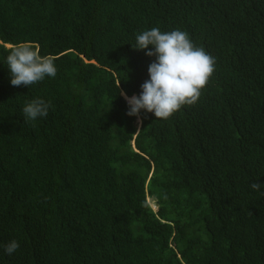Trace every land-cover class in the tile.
I'll return each mask as SVG.
<instances>
[{"label": "trees", "instance_id": "16d2710c", "mask_svg": "<svg viewBox=\"0 0 264 264\" xmlns=\"http://www.w3.org/2000/svg\"><path fill=\"white\" fill-rule=\"evenodd\" d=\"M153 27L216 67L198 103L138 126L119 93L149 79L132 46ZM21 42L55 78L11 85ZM0 264H264V0H0Z\"/></svg>", "mask_w": 264, "mask_h": 264}, {"label": "clouds", "instance_id": "9594fccd", "mask_svg": "<svg viewBox=\"0 0 264 264\" xmlns=\"http://www.w3.org/2000/svg\"><path fill=\"white\" fill-rule=\"evenodd\" d=\"M152 50L145 54L155 57L148 66L147 79L141 85V93L128 97L123 95L129 111L127 115L139 120L141 110L153 113L157 119H169L185 106L198 103L210 78L214 75L216 59L203 47L197 46L186 31L180 29L161 31L158 27L145 30L136 36L134 50ZM6 64L13 86H32L46 77L55 78L57 66L51 55H41L40 50L30 42L12 46L6 57ZM50 104L42 98L27 102L23 109L26 121L46 117ZM254 191L261 190V184L252 183ZM19 242L10 241L4 251L12 255Z\"/></svg>", "mask_w": 264, "mask_h": 264}, {"label": "rangeland", "instance_id": "374dc122", "mask_svg": "<svg viewBox=\"0 0 264 264\" xmlns=\"http://www.w3.org/2000/svg\"><path fill=\"white\" fill-rule=\"evenodd\" d=\"M136 124L139 126L140 122H138V120H136ZM148 201L151 203L152 207L155 209L153 202L150 199H148Z\"/></svg>", "mask_w": 264, "mask_h": 264}]
</instances>
